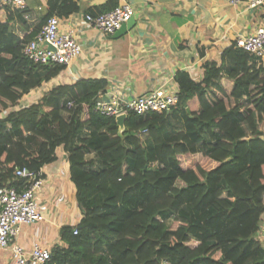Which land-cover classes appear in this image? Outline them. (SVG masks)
Wrapping results in <instances>:
<instances>
[{"label": "trees", "instance_id": "1", "mask_svg": "<svg viewBox=\"0 0 264 264\" xmlns=\"http://www.w3.org/2000/svg\"><path fill=\"white\" fill-rule=\"evenodd\" d=\"M77 11L74 0H48L39 23ZM17 15L28 33L16 30ZM29 18L9 9L0 21V187L23 188L16 170H40L61 147L82 215L44 264H264L255 238L264 216V62L231 44L220 64L204 63L201 81L176 73L169 111L128 112L120 134L115 118L94 109L104 79L58 84L16 107L65 68L24 55L38 31Z\"/></svg>", "mask_w": 264, "mask_h": 264}, {"label": "crops", "instance_id": "2", "mask_svg": "<svg viewBox=\"0 0 264 264\" xmlns=\"http://www.w3.org/2000/svg\"><path fill=\"white\" fill-rule=\"evenodd\" d=\"M74 1L78 11L62 19L61 29L72 30L83 45L82 52L57 76L20 99L35 95V100L28 104L37 102L58 84H71L79 79H104L108 84L104 93H119L127 98L159 87L177 88V72H185L192 81L199 82L205 62L220 64L222 52L234 44L236 37L264 27V6L249 8V0ZM47 2L26 0L23 9L15 10L19 14L27 12L30 15L27 23L39 30ZM126 2L132 5L134 16L122 34L104 36L83 21L84 13L107 12ZM8 14L9 9H0V21L5 22ZM18 21L21 22L19 15L14 21L16 30L28 33L29 28L22 27ZM222 83L228 93L232 81L223 77ZM41 87L44 91L39 94ZM180 119H173L178 120L177 126L174 124L177 129L184 123ZM55 153L56 160L40 168L44 179L38 192L41 217L21 225L13 240L26 251L34 243L47 248L63 245V227L76 224L82 217L70 180L68 155L61 147ZM0 264H12L8 248H0Z\"/></svg>", "mask_w": 264, "mask_h": 264}, {"label": "built area", "instance_id": "3", "mask_svg": "<svg viewBox=\"0 0 264 264\" xmlns=\"http://www.w3.org/2000/svg\"><path fill=\"white\" fill-rule=\"evenodd\" d=\"M235 2V0H231ZM26 0H0V9H23ZM249 8L264 6V0H249ZM134 9L128 2L117 5L102 13H84L83 21L101 35L111 36L120 27L131 20ZM62 19L56 15L47 18L24 46V55L35 62L43 64L58 63L65 66L71 64L82 52L83 45L77 40L72 30L61 29ZM235 46L245 50L264 62V27L254 33L238 36L234 39ZM101 94L95 104V111L101 115L115 118L133 112L144 115L151 112L169 111L178 101V87H159L130 98L119 93L106 92ZM68 107L73 102H68ZM16 175L24 179V187L13 185L0 187V248L10 250L12 264H44L51 257V250L39 243H34L30 251L13 243L19 234L21 225L38 220L41 215L38 208V192L44 183L40 170L26 168L16 170ZM78 224V222L76 223ZM74 224L73 226H75ZM264 229V216L261 224ZM73 233H77L74 227ZM263 235V234H262ZM264 236V235H263Z\"/></svg>", "mask_w": 264, "mask_h": 264}, {"label": "rangeland", "instance_id": "4", "mask_svg": "<svg viewBox=\"0 0 264 264\" xmlns=\"http://www.w3.org/2000/svg\"><path fill=\"white\" fill-rule=\"evenodd\" d=\"M41 88H42V90L39 92V94H40L41 92L44 91V90H43V87H41ZM35 98H36L35 95H34V96H31V97H29V98L26 97V98H24L23 100H20V102H18V105H17L16 107L19 108V107H21V106H25V105H27L28 103H30L31 101H34ZM172 124H175V125L177 126V122H172ZM92 155H93V154H90L89 156H92ZM255 238H256V240H257L258 242L264 244V238H263V235H262V232H261V228H260L259 232L255 235Z\"/></svg>", "mask_w": 264, "mask_h": 264}, {"label": "water", "instance_id": "5", "mask_svg": "<svg viewBox=\"0 0 264 264\" xmlns=\"http://www.w3.org/2000/svg\"><path fill=\"white\" fill-rule=\"evenodd\" d=\"M131 21V20H130ZM128 21L127 23H124L120 29H118L113 35L117 36L119 34H122L126 28V26L128 25V23L130 22ZM99 100V99H98ZM189 112V111H188ZM126 115L125 114H122L120 116H116L115 117V122L117 123L118 127H119V133L121 134L124 130V119H125Z\"/></svg>", "mask_w": 264, "mask_h": 264}]
</instances>
